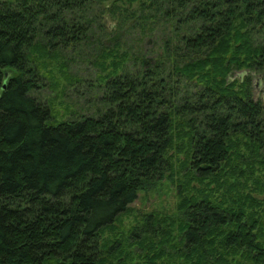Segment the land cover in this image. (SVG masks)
<instances>
[{
  "label": "trees",
  "instance_id": "16d2710c",
  "mask_svg": "<svg viewBox=\"0 0 264 264\" xmlns=\"http://www.w3.org/2000/svg\"><path fill=\"white\" fill-rule=\"evenodd\" d=\"M79 54L93 112L55 123L41 71ZM174 153L210 186L182 194L170 264H264V0H0V264H113L102 233Z\"/></svg>",
  "mask_w": 264,
  "mask_h": 264
},
{
  "label": "rangeland",
  "instance_id": "374dc122",
  "mask_svg": "<svg viewBox=\"0 0 264 264\" xmlns=\"http://www.w3.org/2000/svg\"><path fill=\"white\" fill-rule=\"evenodd\" d=\"M111 22L107 16L102 15L100 18V23L107 25L108 23L112 24ZM129 39L130 41L126 40L124 45L138 47L140 44L135 37ZM70 56L76 58V62L71 65L70 71L59 69L58 63L46 64L41 71L45 77L47 88L39 93V98L48 104L55 123L69 120L79 114L89 115L93 112L94 103L90 99L89 84L91 83L89 81L90 78L94 77L95 71H91L85 58L83 61V54ZM69 75L70 78H82V80L71 86L67 83ZM182 161L183 156L174 153L172 156L174 178L168 181L164 180L151 191L140 193L128 211L120 216L114 229L102 233L105 244H113L117 250L119 249L113 264H121L123 260H125V264H170L174 261L173 253H170L169 260H167L166 254L168 243H174L173 236H175L178 222L177 208L181 202L182 194L196 196L198 191L199 193L202 190L209 192L207 189L210 186L207 183L189 180L184 186ZM179 184L183 185L181 189H179ZM210 188L211 193H219L217 197L221 195L220 186L211 185ZM150 215L162 220L163 218L170 219L172 221L170 230L172 236L166 241L157 240L142 246L129 238V235L134 227L141 225L145 217ZM167 241L168 243H166ZM159 250H162L160 256L152 258Z\"/></svg>",
  "mask_w": 264,
  "mask_h": 264
}]
</instances>
